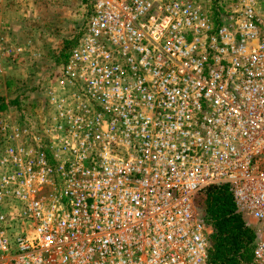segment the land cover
Wrapping results in <instances>:
<instances>
[{
    "label": "built area",
    "instance_id": "obj_1",
    "mask_svg": "<svg viewBox=\"0 0 264 264\" xmlns=\"http://www.w3.org/2000/svg\"><path fill=\"white\" fill-rule=\"evenodd\" d=\"M59 62L0 112V264H206L220 184L264 264V0H91Z\"/></svg>",
    "mask_w": 264,
    "mask_h": 264
},
{
    "label": "rangeland",
    "instance_id": "obj_2",
    "mask_svg": "<svg viewBox=\"0 0 264 264\" xmlns=\"http://www.w3.org/2000/svg\"><path fill=\"white\" fill-rule=\"evenodd\" d=\"M90 3L91 0H80L77 6H72L71 4L73 3L70 0V8L66 11V15L64 14V12L58 11L60 9H56L57 5H54L53 3L50 6H41L42 14L45 17H54V21H51L50 25H46L47 21L44 20V26L40 29L42 31L46 30L45 32L49 35L53 33V35H50L51 37L48 36L50 37V41L48 42V44H41L42 47L39 48V51L42 52L40 60H28L29 63L23 64L22 67L20 66L23 71L17 70V68L11 69V73H8V75H6L3 79V83H8V91H10L9 96L11 97V99H9L10 101L17 100L19 96H24V102L22 104L24 106L25 111H29L30 109H32L31 101H34L36 96L40 94L41 87L38 82H43L47 79V77H49L51 70L54 69V67H56L60 63L59 61L61 60V58H63L62 54L67 52L71 48L70 45L77 40L78 32L83 26V22L85 20L87 12L90 9ZM73 14H76V16L72 17ZM76 18L78 19L74 20ZM47 27L49 28L48 31L46 29ZM58 45H61L62 47H58ZM55 50L57 52H54ZM14 78H16L15 81ZM11 104L16 105L12 102ZM7 110L10 114H12L14 111H16V108L15 106H11L10 108L8 107L6 111ZM197 208L201 213L204 212V195L198 197ZM251 261L252 255L248 252L247 256L244 258V262L251 263Z\"/></svg>",
    "mask_w": 264,
    "mask_h": 264
},
{
    "label": "trees",
    "instance_id": "obj_3",
    "mask_svg": "<svg viewBox=\"0 0 264 264\" xmlns=\"http://www.w3.org/2000/svg\"><path fill=\"white\" fill-rule=\"evenodd\" d=\"M65 56L66 52L62 54L63 58ZM4 109L0 100V111ZM201 195L205 196V209L201 214L212 228L206 264H249L244 258L248 252L252 255L254 230L237 211L229 186L214 185L204 189Z\"/></svg>",
    "mask_w": 264,
    "mask_h": 264
},
{
    "label": "crops",
    "instance_id": "obj_4",
    "mask_svg": "<svg viewBox=\"0 0 264 264\" xmlns=\"http://www.w3.org/2000/svg\"><path fill=\"white\" fill-rule=\"evenodd\" d=\"M69 1L70 0H0L1 44L4 46H12L17 44L25 48L27 47L29 50L31 49L40 52L39 48L42 47L41 44L43 43L48 44V42L50 41L49 40L50 37L53 35L52 33L50 34L51 35L50 36L48 33L45 32L46 30L42 31L40 28H43L44 26L43 22L47 21L46 25H50L51 21H54V17L51 18L48 16L45 17L42 14L41 6L42 7L50 6L53 3L54 5H57L56 9H60L58 11L64 12V14L66 15V11L70 8ZM71 1L73 3L71 4L72 6H77L80 0H71ZM73 16L75 17L76 14H73L72 17ZM78 18L74 20H77ZM46 29L47 31L49 30L48 27ZM60 46L61 45H58V47ZM54 52L57 51L55 50ZM27 63H29V61ZM20 64L13 63L10 61H6L3 64V68L0 73V100L5 106L4 111H6L8 107L10 108L11 106H13L11 102L13 103L14 100L11 101L9 100L11 99V97L9 96L10 91H8V86H7L8 83L5 82L3 83L4 81L3 79L5 78L6 75H8V73L9 74L11 73L12 71L11 69L17 68V70L23 71V69H21L22 65ZM15 80L16 78H14V81ZM15 101L17 102V100Z\"/></svg>",
    "mask_w": 264,
    "mask_h": 264
}]
</instances>
